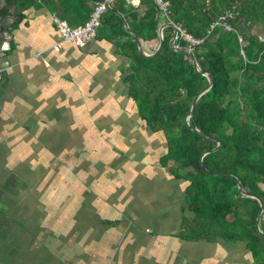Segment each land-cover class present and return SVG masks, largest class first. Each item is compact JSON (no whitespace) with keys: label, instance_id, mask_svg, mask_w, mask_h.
Segmentation results:
<instances>
[{"label":"crops","instance_id":"crops-1","mask_svg":"<svg viewBox=\"0 0 264 264\" xmlns=\"http://www.w3.org/2000/svg\"><path fill=\"white\" fill-rule=\"evenodd\" d=\"M99 1L0 16V264H248L244 245L177 236L187 182L161 164L168 141L130 95L127 61L109 39L80 47L56 28Z\"/></svg>","mask_w":264,"mask_h":264},{"label":"trees","instance_id":"trees-1","mask_svg":"<svg viewBox=\"0 0 264 264\" xmlns=\"http://www.w3.org/2000/svg\"><path fill=\"white\" fill-rule=\"evenodd\" d=\"M20 1L9 0L0 16ZM166 1L167 13L155 0H116L99 36L117 45L128 64L130 95L145 122L167 138L161 164L187 182L188 213L177 236L244 245L248 264H264V0ZM229 12L234 17L226 22L233 29L213 27ZM170 22L175 27L164 29L162 49L144 55L134 32L152 54L161 26ZM176 26L202 40L193 44L181 31L176 40L194 50L200 69L189 52L172 46ZM202 71L214 76V84L188 119L210 84Z\"/></svg>","mask_w":264,"mask_h":264},{"label":"built area","instance_id":"built-area-1","mask_svg":"<svg viewBox=\"0 0 264 264\" xmlns=\"http://www.w3.org/2000/svg\"><path fill=\"white\" fill-rule=\"evenodd\" d=\"M116 0H100L95 6L90 19L83 25L72 26L66 19L59 15L54 16L55 26L61 33L63 39L68 42H74L78 46L82 47L95 40L99 35V30L102 25V19L105 14L113 7V3ZM161 8L167 13L170 2L166 0H155ZM233 18L234 13L229 12L225 16L221 17L220 21L213 25L223 24L227 29H233V27L226 22L228 18ZM184 35V37L191 41L193 44H199L202 40H196L191 35L187 34L185 30H182L179 26H176ZM264 39V37H261ZM243 41V38H240ZM58 46H56V49Z\"/></svg>","mask_w":264,"mask_h":264},{"label":"water","instance_id":"water-1","mask_svg":"<svg viewBox=\"0 0 264 264\" xmlns=\"http://www.w3.org/2000/svg\"><path fill=\"white\" fill-rule=\"evenodd\" d=\"M124 23H125V26H126L128 29H130V27H129V25H128V23H127V20H126L125 17H124ZM167 26H174V27H175V24H174L173 22H170V23H165V24H163V25L161 26V28H160V35H161L160 45H159L158 49L156 50V52H155V53H152V54L145 52V50H144V48L142 47V44H141V39L139 38L138 34H137L136 32H134V35L137 37V43H138L139 49H140V51H141L144 55H146V56H148V57H152V56H155V55H156V54L162 49V47H163V45H164V29H165ZM178 36H179V29L176 27L175 35H174L173 39L171 40V44H172V46H173L174 48H176L177 50H185V51L189 52V53L191 54V56H192V59H193L194 64L196 65V67H197L198 69H200V67H199V63H198V60H197V58H196V55H195L194 50H193L191 47H188V48H187V47H186V48H181V47H178V46L176 45V40H177ZM1 47H2V48H1ZM0 49H3V45L0 46ZM0 67H1V66H0ZM2 68H4V67H1V69H2ZM202 72H203L204 74H206L207 76H209V78H210V84H209V85H208V86H207V87H206V88H205V89H204V90L198 95V97H197L196 100L194 101L193 108H192L191 114H190V116L188 117V119H189V118L191 117V115L194 113L198 100L201 98V96H202L203 94H205L207 91H209V90L213 87V84H214V76H213L211 73H209V72H205V71H202ZM1 73H2V72H1ZM216 149H218V148H216ZM216 149H215V150H216ZM241 187L243 188V190H244V192H245L246 195L251 196V197H254V198L257 197V196H255L254 194H252L250 191H247L242 185H241ZM261 203H262V205H264L262 201H261ZM262 212H263V210H262ZM260 218H261V216L259 217V220H260Z\"/></svg>","mask_w":264,"mask_h":264}]
</instances>
